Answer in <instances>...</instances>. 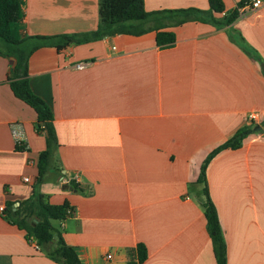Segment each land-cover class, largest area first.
<instances>
[{
    "label": "crops",
    "instance_id": "1",
    "mask_svg": "<svg viewBox=\"0 0 264 264\" xmlns=\"http://www.w3.org/2000/svg\"><path fill=\"white\" fill-rule=\"evenodd\" d=\"M24 1L22 36L91 35L99 28L100 0ZM243 1L223 0L222 14L170 24L165 31L176 42L169 47H160L152 30L43 45L32 53L31 88L52 109L58 140L51 170L37 188L48 203H67L74 214L53 222V241L37 248L0 211V264H61L48 255L59 234L82 264H217L197 183L201 166L238 131L264 123V4L241 10ZM144 3L148 12L210 10L209 0ZM236 11V20L225 25ZM0 50L6 51L1 40ZM79 63L87 65L79 70ZM14 64L0 55L5 209L32 197L48 148L46 131L36 128L37 112L11 88ZM250 113L261 119L250 122ZM15 128L23 130L21 145ZM262 128L207 168L227 264H264ZM74 174L80 183L70 181ZM140 245L147 250L142 263Z\"/></svg>",
    "mask_w": 264,
    "mask_h": 264
},
{
    "label": "trees",
    "instance_id": "2",
    "mask_svg": "<svg viewBox=\"0 0 264 264\" xmlns=\"http://www.w3.org/2000/svg\"><path fill=\"white\" fill-rule=\"evenodd\" d=\"M24 4V0H0V40L6 45V51L0 50V55L9 56L15 61L9 78L11 88L19 99L37 112L36 128L38 131H46L48 148L40 155L39 174L32 197L20 202L17 208L14 207L13 203H9L5 214L13 224L27 231L29 240H35L39 246L45 247L54 239L53 222L66 220L69 216L68 211L72 209L67 203L63 205L48 203L37 188L45 181L51 170V161L55 148L58 146V140L53 123L52 109L31 88L29 59L32 53L43 45L63 47L70 43H83L115 34L141 35L152 30L157 31L158 45L169 47L176 42L175 34L165 31L166 28L170 27V24L174 26L183 24L195 19L197 14H222L225 11V4L223 0H209L210 10L208 12L198 9L148 12L145 9L144 0H100V25L96 32L91 35L56 37L22 36L19 21L24 16ZM238 14L236 11L227 16L225 25L234 22ZM212 20L218 23L216 19L213 18ZM243 48L251 53L247 47L243 46ZM262 126L264 127V123ZM254 129L255 127L238 131L234 137L211 152L202 164L197 179V183L203 185L205 216L217 264H227V245L217 208L210 196L207 168L210 162L222 151L241 148L243 140L255 132ZM48 255L61 264H82L75 249L66 243L61 234H59L57 247L48 252ZM139 257L140 263L147 259V250L143 245L139 246Z\"/></svg>",
    "mask_w": 264,
    "mask_h": 264
},
{
    "label": "built area",
    "instance_id": "3",
    "mask_svg": "<svg viewBox=\"0 0 264 264\" xmlns=\"http://www.w3.org/2000/svg\"><path fill=\"white\" fill-rule=\"evenodd\" d=\"M264 4V0H244L243 1V5L241 6V10H255V9H257V8H259V7H261L262 5ZM87 64H85V63H79V64H76V65H74V67L76 68V69H79V70H81V69H84L85 68V66H86ZM261 119V115H259L258 113H250L249 115H248V120L250 121V122H257V121H259ZM13 133H14V135H15V137H16V140H17V144L18 145H21L22 144V142H23V140H24V133H23V130L22 129H20V128H15L14 129V131H13ZM70 181L71 182H74V183H80V177H79V175H77V174H74V175H72L71 176V178H70ZM25 182H29V179H25ZM5 207L4 206H2L1 208H0V211H1V213H5ZM74 214V211L73 210H69L68 211V215L70 216V215H73ZM37 248L39 247V245L37 244V242L35 241V240H30ZM107 258L108 259H111L112 258V256L111 255H108L107 256Z\"/></svg>",
    "mask_w": 264,
    "mask_h": 264
},
{
    "label": "water",
    "instance_id": "4",
    "mask_svg": "<svg viewBox=\"0 0 264 264\" xmlns=\"http://www.w3.org/2000/svg\"><path fill=\"white\" fill-rule=\"evenodd\" d=\"M256 132H259V131H262L263 130V128H262V126L261 125H257L256 127H255V129H254Z\"/></svg>",
    "mask_w": 264,
    "mask_h": 264
}]
</instances>
